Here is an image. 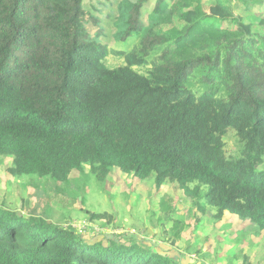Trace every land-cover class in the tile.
I'll use <instances>...</instances> for the list:
<instances>
[{
	"label": "trees",
	"instance_id": "16d2710c",
	"mask_svg": "<svg viewBox=\"0 0 264 264\" xmlns=\"http://www.w3.org/2000/svg\"><path fill=\"white\" fill-rule=\"evenodd\" d=\"M207 1L0 0L8 172L63 182L89 165L103 182L114 169L153 176L158 188L182 189L191 208L264 233V0H217L210 11ZM28 215L0 205V264H207L203 250L184 263L172 247L110 235L90 243ZM173 227L179 238L185 222Z\"/></svg>",
	"mask_w": 264,
	"mask_h": 264
},
{
	"label": "rangeland",
	"instance_id": "374dc122",
	"mask_svg": "<svg viewBox=\"0 0 264 264\" xmlns=\"http://www.w3.org/2000/svg\"><path fill=\"white\" fill-rule=\"evenodd\" d=\"M216 2L208 0L204 10L210 11ZM236 2L245 4L242 0ZM257 6L260 4L252 8L255 15L259 14ZM255 15L249 19L256 21ZM108 60L112 65L123 64L120 57L109 56ZM225 140L232 151L236 133L229 132ZM11 166V158L0 157V205L25 216L34 213L54 223L73 226L90 243L108 244L106 238L110 235L122 244L130 246L137 240L150 250L167 254L172 247L177 258L184 254V263L195 262L196 252L203 250L207 252V264H264V233H256L255 227L238 221L235 215L217 221L213 210L205 215L196 207L191 208L192 203L179 196L187 195L175 184L158 188L155 177L140 180L120 169H114L103 182L89 165L83 172L74 171L68 180L59 182L38 175L15 177L8 172ZM167 207L172 209L174 218H168ZM92 214L107 216L93 220ZM174 219L183 220L185 227L179 238L173 239ZM195 258L199 259L198 255Z\"/></svg>",
	"mask_w": 264,
	"mask_h": 264
},
{
	"label": "clouds",
	"instance_id": "9594fccd",
	"mask_svg": "<svg viewBox=\"0 0 264 264\" xmlns=\"http://www.w3.org/2000/svg\"><path fill=\"white\" fill-rule=\"evenodd\" d=\"M177 257V256H176Z\"/></svg>",
	"mask_w": 264,
	"mask_h": 264
}]
</instances>
